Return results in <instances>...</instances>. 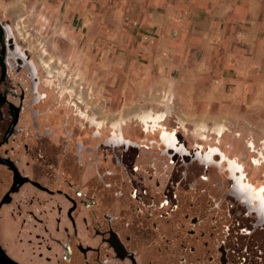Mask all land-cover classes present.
I'll return each mask as SVG.
<instances>
[{
  "label": "flooded vegetation",
  "instance_id": "flooded-vegetation-1",
  "mask_svg": "<svg viewBox=\"0 0 264 264\" xmlns=\"http://www.w3.org/2000/svg\"><path fill=\"white\" fill-rule=\"evenodd\" d=\"M5 17L0 264H264L263 146L240 159L219 124L115 112L97 63L58 80Z\"/></svg>",
  "mask_w": 264,
  "mask_h": 264
},
{
  "label": "crops",
  "instance_id": "crops-1",
  "mask_svg": "<svg viewBox=\"0 0 264 264\" xmlns=\"http://www.w3.org/2000/svg\"><path fill=\"white\" fill-rule=\"evenodd\" d=\"M73 12L98 45L123 51L111 69L129 108L191 123L264 104V0H76Z\"/></svg>",
  "mask_w": 264,
  "mask_h": 264
},
{
  "label": "rangeland",
  "instance_id": "rangeland-1",
  "mask_svg": "<svg viewBox=\"0 0 264 264\" xmlns=\"http://www.w3.org/2000/svg\"><path fill=\"white\" fill-rule=\"evenodd\" d=\"M75 8L76 0H0V12L6 16L13 31L14 40L36 64L45 65V68L49 69L51 66L55 67L57 70L53 73L57 75L56 79L60 80L65 65H88L90 70V65L97 63L99 95L101 97L105 94V92L102 93V85L106 86V82L113 81L112 96L115 112H136L140 110V105L144 108L142 104L137 103L130 106V109L122 101L124 90L128 91L126 88L128 83H124L122 73L115 72L114 76L111 68L114 62L120 63L124 59L123 51H115L117 55L114 56L110 48L111 41L103 39L98 45L97 41L85 34L84 30L81 31V18L76 17L75 12L71 13ZM84 17H88L87 20L90 21V9L85 10ZM89 70L84 73L86 76L84 80L88 82L91 80ZM151 74L154 77V73ZM242 108L243 113H238L232 120L224 118L195 120L191 122V126L214 131L215 126L219 124L222 126L219 138L226 134L228 142L236 147L240 159L245 153L256 156L254 151L249 150V146L245 144L247 140H250L253 148L264 147V104ZM182 121L187 120H178L179 123ZM232 132H238V135L231 134ZM262 154L264 156V151ZM262 170L264 172V168Z\"/></svg>",
  "mask_w": 264,
  "mask_h": 264
}]
</instances>
